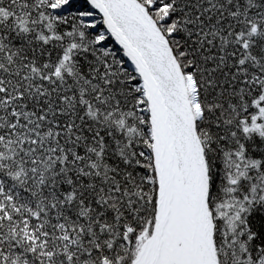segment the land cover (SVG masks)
I'll list each match as a JSON object with an SVG mask.
<instances>
[{
	"label": "snow or ice",
	"instance_id": "obj_1",
	"mask_svg": "<svg viewBox=\"0 0 264 264\" xmlns=\"http://www.w3.org/2000/svg\"><path fill=\"white\" fill-rule=\"evenodd\" d=\"M0 264H264V0H0Z\"/></svg>",
	"mask_w": 264,
	"mask_h": 264
}]
</instances>
